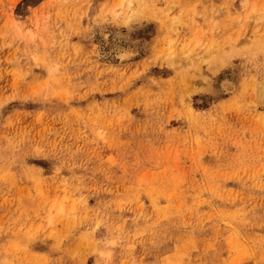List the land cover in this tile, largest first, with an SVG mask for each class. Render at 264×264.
<instances>
[{"label": "rangeland", "instance_id": "rangeland-1", "mask_svg": "<svg viewBox=\"0 0 264 264\" xmlns=\"http://www.w3.org/2000/svg\"><path fill=\"white\" fill-rule=\"evenodd\" d=\"M260 82L264 0H0V264H264Z\"/></svg>", "mask_w": 264, "mask_h": 264}, {"label": "bare ground", "instance_id": "bare-ground-1", "mask_svg": "<svg viewBox=\"0 0 264 264\" xmlns=\"http://www.w3.org/2000/svg\"><path fill=\"white\" fill-rule=\"evenodd\" d=\"M126 8H128V7H126ZM129 8H130V12L134 10V6L131 8V5H130ZM132 9H133V10H132ZM125 12H126V10H125ZM132 13H133V12H131V14H132ZM128 14H130V13H128ZM128 16H129V15H128ZM128 16H126V17H128ZM130 16H131V15H130ZM130 16H129V17H130ZM125 53H126V52H124L123 54H124V56L127 57V55H128L127 53H129V51H127L126 55H125ZM124 56H123V57H124ZM128 56H130V55H128ZM257 82H258V81H257ZM261 82H262V81H261ZM261 82L258 83V84L256 83V85H255L256 88L253 86V91H254V88H255V89H256V90H255V91H256V94H254V95H256L257 97L255 96L254 99H258V101H262V102H263V101H264V84L261 83ZM254 84H255V83H254ZM255 101H256V100H255ZM255 101H254V102H255ZM256 103H257V102H255V105H256ZM257 104H260V103H257Z\"/></svg>", "mask_w": 264, "mask_h": 264}]
</instances>
